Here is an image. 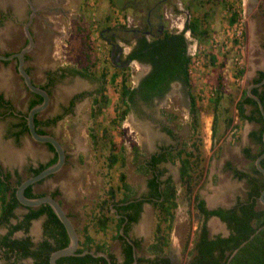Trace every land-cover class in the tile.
<instances>
[{"label": "rangeland", "instance_id": "1", "mask_svg": "<svg viewBox=\"0 0 264 264\" xmlns=\"http://www.w3.org/2000/svg\"><path fill=\"white\" fill-rule=\"evenodd\" d=\"M37 4L30 26L33 45L26 60L32 79L41 81L43 71L57 65L87 66L93 76L103 71L99 84L107 101L97 112L90 113L91 103L85 98L75 105L73 112L43 128L58 138L66 157L57 171L32 185L36 193L57 189L55 197L68 213L79 237L86 231L94 241H104L116 257H120L119 240L113 237V223L109 222L105 229L99 230L92 221L97 212L96 202L103 197L109 184L118 183L117 174L121 170L135 192L142 191L146 175L138 170L137 163L160 145H167L174 152L189 138H201L203 170L194 185V192L210 205L229 204L236 194L244 195V180L233 177L222 164L227 159L241 169H248L251 160L243 155L241 148L248 146L251 152L256 148L247 133L255 124L237 117L234 101L250 83L255 70L264 68V0H256L249 10V0H41ZM113 9H117L122 19L127 14L135 21L143 19L149 9L151 14H160L167 27L169 16L184 20L197 16L205 30L204 34L193 35L199 65L188 73L189 86L174 80L159 97L146 102H130L123 118L117 116L121 77L126 74L125 82L132 86L137 72L143 67L130 63L120 69L110 62L108 45L99 32L104 27L120 24L113 18ZM233 9L237 18L230 23L227 17ZM15 17L0 26V52L17 50L23 44L21 22L25 14L20 11ZM209 53L215 55L212 63L208 61ZM239 68L242 69L240 75L235 73ZM112 73L116 74L114 78L110 76ZM217 74L222 77L219 109L232 119L227 125L219 120L218 130L212 138L211 100L216 93ZM93 85L75 76L67 85L52 87L51 99L38 116L56 110L58 97L65 100L72 91ZM0 91L10 99L14 110L26 113L29 93L15 71L13 59L0 61ZM189 92L195 96L193 112L188 109ZM249 108L245 105L246 110ZM112 118L115 120L111 123ZM15 119L10 114L0 117V164L3 169H16L22 179L29 174L28 164L47 160L52 151L27 132L18 141L8 138L6 131ZM164 127L169 128L171 134ZM89 132L95 134V142L90 140ZM106 136L123 147V165L116 162L110 168L106 166ZM133 145L137 149L136 159H133ZM177 165L176 159L163 163V175L168 174L175 184L176 201L165 252L174 257L176 263L182 264L188 258L200 215L193 206L192 197L179 183ZM23 209L17 206L15 210L19 214ZM42 218L41 215L29 223L28 234L34 242L41 236ZM155 220L152 205L143 203L140 217L129 227L130 235L140 240L136 250L139 255H147L144 246L151 238ZM206 226L209 233L226 230L224 223L213 216L207 218ZM21 232L18 230L15 234L20 236ZM30 261L29 257L18 260L22 263ZM0 264H5L1 251Z\"/></svg>", "mask_w": 264, "mask_h": 264}, {"label": "trees", "instance_id": "2", "mask_svg": "<svg viewBox=\"0 0 264 264\" xmlns=\"http://www.w3.org/2000/svg\"><path fill=\"white\" fill-rule=\"evenodd\" d=\"M236 18L237 13L233 9L227 20L233 23ZM185 26L189 29L192 36L205 33L197 16H191ZM262 46L264 48V43ZM128 55L138 60L149 61L152 65L134 87L125 82L126 74L121 77L118 96V105L120 107L117 114L118 118H123L128 112L129 103L134 101L133 98L136 94L145 100L154 94L162 95L168 86V81L172 79H178L185 86H189L187 72L189 56L185 52V39L181 32H166L156 37L153 41L140 36L130 48ZM214 60L215 55L209 53L208 61L212 63ZM4 61L6 62L7 60ZM25 69L28 71L27 67ZM70 71L81 76L93 75L87 66L80 68L71 67ZM235 73L240 75L242 69L239 68ZM100 75V78H102L103 71H101ZM115 75V73H112L110 76L114 78ZM263 77L264 68L256 69L255 75L250 82H257ZM215 79L216 93L211 100L212 118L210 132L212 138L218 130L219 120L224 125H227L232 119L230 116L223 115L219 109L222 77L217 74ZM48 83H50V80ZM250 92L259 97L264 108V81L252 86ZM80 94L79 92L72 95L70 100ZM33 95L36 96V99L32 98L29 100L27 109L40 99L37 94L33 93ZM106 101L107 96L103 92V87L99 85L96 94L92 97L90 113L94 114L95 111L97 112ZM247 104L250 106L248 110L245 109ZM194 105L195 96L189 92L188 109L190 112L194 111ZM0 106L4 108L0 112V117L15 114L17 118L11 124L10 135L17 139L21 133L27 132L25 114L19 113L17 110L13 113L12 102L9 98H4L1 92ZM234 107L240 120L250 121L255 124L247 132L248 137L256 144L255 151L251 152L248 146L241 148L243 155L251 160L249 168L241 169L227 159L222 164L223 169L228 170L233 177L244 180L245 190L243 196L236 194L228 205L218 204L213 208H207L204 199L195 193L193 189L203 170L201 164L203 159L202 139L199 137L196 139L189 138L187 142L185 141L174 152L169 146L160 145L137 163L138 170L146 175L145 189L136 193L131 184L125 179V172L121 170L117 174L118 183L115 185L109 184L104 191L103 197L96 202L97 212L93 215L92 221L99 230L105 229L109 222L113 223L115 229L113 237L119 240L120 258L116 257L104 241H94L86 231H83L81 237L78 236V244L75 251L80 252L84 249H91L92 251L102 250L112 264H127L130 262L133 258L131 245L118 232V228L122 225L123 232L127 234L131 223L139 218L142 202L146 201L154 208L156 220L151 238L144 246L147 255H139L136 252L135 262L132 264H168L165 248L168 244V232L173 218V208L176 205L175 184L168 174L161 177L165 169L158 164L160 161L169 160L173 162L176 159L179 183L185 193L192 197L193 206L200 215V221L194 233L188 258L182 264H224L230 251L264 221V204L258 202V193L264 186V177L253 165L254 157L264 149V143L261 139L263 119L255 100L245 93V88L241 90L239 97L234 101ZM59 116L55 115L42 119L37 118L35 113L33 122L36 130L42 132L38 128L39 125L52 123ZM114 120L112 118L111 123ZM163 129L171 134L169 128L164 127ZM89 136L90 140L95 142V134L89 132ZM106 142L107 152L104 156L106 166L110 168L116 162L123 165V147L117 145L107 136ZM44 144L52 151V155L45 161L36 162L35 165L28 164L26 169L29 174L37 172L55 160L56 155L52 146L48 143ZM132 150L133 159H136L137 149L135 145L132 146ZM260 164L264 167V156L260 158ZM12 174L14 175L13 181L11 180ZM20 179L16 169H13L11 173L0 165V224L6 225V231L0 234L1 257H3L5 264H48L49 252L65 245L67 243V235L62 223L47 203H40L34 207L23 206L25 211L18 218L14 208L20 204L14 195V189ZM23 192L27 196L43 194V192H33L32 184L26 185ZM48 193L55 196L57 189L54 188ZM111 207L114 208L113 211ZM115 213H119V215L116 216ZM211 214L216 215L224 223L227 229L226 234L208 232L206 220ZM41 215L43 216L41 236L34 242L28 234L29 223L32 219ZM11 219H14V221H11ZM18 229L23 234L18 237H10L11 233ZM130 239L137 250L140 247L139 238L131 237ZM22 257H29L31 261L27 263L18 262ZM56 262L59 264H107L105 257L92 255L89 252L59 256L56 258ZM226 264H264V225L237 248Z\"/></svg>", "mask_w": 264, "mask_h": 264}, {"label": "flooded vegetation", "instance_id": "3", "mask_svg": "<svg viewBox=\"0 0 264 264\" xmlns=\"http://www.w3.org/2000/svg\"><path fill=\"white\" fill-rule=\"evenodd\" d=\"M28 1H29V3L27 2V0H0V26H2L7 20H15L16 19V17H15L16 13L21 11V12H23L25 14V18L21 22V28H22L23 22H25L27 20L28 14L31 11L30 5H32V7L34 8V13L32 15V18L30 20V23H29L28 27H29L30 33L32 35V40H33V34L31 32L30 26H31V22H32L33 16L35 15L37 7H38L37 3H39V1H41V0H28ZM149 9L146 10L143 19L139 18V19H136L137 21H135L133 18H131V20H130L128 25L116 24L115 26H107V27L102 28L101 31L99 32L100 36H102L104 38V41L108 45V53H109V57H110L109 59H110V62L115 67L121 69V68L127 67L130 63L135 64V66H137V67L138 66H142L143 67V69L140 72H137L138 76H137L135 82L133 83V85L131 87H134V86H136L138 84L139 80L149 71V69L151 68V65H152L151 62H149V61L138 60V59L130 57L128 55V52L130 51V48L137 42V38H139L140 36H144L147 40L153 41L156 37H158V36H160V35H162V34H164L166 32L176 33V32H173V31L169 30V27H167V25H165L164 18L160 14H158V13L151 14V11ZM22 33H23V30H22ZM23 36H24V33H23ZM25 43H26V38L24 36L23 37L22 46ZM13 51H16V50H13ZM13 51H11V52H13ZM27 52L24 53L23 60H24V67L28 68L27 72L29 73L30 68L26 64V60L28 59ZM0 53L8 54L10 52H5L4 51V52H0ZM10 59H13L14 62L16 63L15 58H10ZM10 59H3V60H0V61L5 62L4 60H7L6 62H8ZM70 68H71V66H66V65H60V66L57 65L54 68H47L46 70L43 71L44 73H43V76H42V80L39 81V82L33 80L31 75H30L31 80L35 84H37V85L41 86L42 88H44L46 90V92L48 93V103H49V101L51 99V96H52V89L51 88L54 87V86H57V85H63V86L67 85V84H69L72 81V79H74L75 76L80 77V78H84L85 80L89 81L90 83H94V85L92 87L88 88V89H79L77 91H72V93L65 100H62L60 97H58L57 98V103H56V110H54L52 113H50V114H48L46 116H43V117H39L38 116L39 111L36 112L37 118H42V119L43 118H47V117L50 118V117H53L55 115H60L52 123H46L44 125H39L38 128H40L42 132H46L43 129L44 127L51 126V125L55 124V122L58 121L60 118H62L63 116L68 115L71 112H73L74 108H75V105L77 103L81 102L83 99L89 98V101H90L89 104H90L91 101H92V97L97 92V88L100 85L99 84V82H100V74H96L94 76L93 75L92 76H90V75L81 76V75H79L77 73H74V72L70 71ZM49 80H50V83H48ZM174 80H178V79H172V80L168 81V86ZM168 86H167V88H168ZM167 88H166V90H167ZM79 92L81 94L78 97H75L74 99L70 100L72 95H74L76 93H79ZM1 93H2V96L4 98H6L4 96V94H3V92H1ZM28 93H29V95H28V97L26 99V106L29 103L30 99H32V98L36 99V96L33 95L34 92L28 90ZM34 94H37V93H34ZM37 95L40 96L39 94H37ZM159 96L160 95L154 94V95H152L151 97H149L148 99L145 100V99H141L140 96L138 94H136V95H134L133 99H134V101L138 100V101L146 102L147 100H150V99H153V98H157ZM40 100H41V97H40L39 101ZM0 109H1L0 112L4 110V108L1 107V106H0ZM15 112L16 111L14 110L13 113H15ZM10 115L15 117V114H10ZM14 121H16V119ZM11 128L12 127L10 125L8 127L7 131H6V134L9 133ZM23 133H21L18 136L17 139H15L12 135H9V136L12 137V140L18 141L20 136ZM51 155H52V153H51ZM164 162H165V160L164 161H160L158 165L164 168V166H163ZM33 165H35V164H33ZM12 170H9V171L12 173ZM48 175H50V174H48ZM161 177H164V175L162 174ZM145 179H146V176H145ZM34 183H31V184L33 185ZM144 189H145V180H144ZM143 203H149V202H146V201L142 202L141 211H142ZM18 206H22L23 207V205H21V204L18 205ZM15 209H16V207L14 208V212L17 214L18 218H20L21 217V213L25 211V208L23 210H21V212L19 214L16 212ZM141 211H140V214H141ZM140 214H139V217H140ZM11 221H14V219H11ZM0 227H2V229L0 231V234H2V233H4L6 231V225L0 224ZM18 230H15L14 232H12L10 237H14V236L18 237L19 235L15 234V232L18 231ZM21 233L23 234V232H21ZM127 235L129 236V238L135 237V236H131L130 235L129 230L127 231ZM165 256L168 258V264H173L174 263L175 260H173V258H171L169 256L168 252H165Z\"/></svg>", "mask_w": 264, "mask_h": 264}, {"label": "water", "instance_id": "4", "mask_svg": "<svg viewBox=\"0 0 264 264\" xmlns=\"http://www.w3.org/2000/svg\"><path fill=\"white\" fill-rule=\"evenodd\" d=\"M255 1L256 0H249L250 5H253L255 3ZM27 2L29 3L28 0H27ZM30 7H31V11L28 14V18L22 24V30H23L24 36L26 38V43L16 51L10 52L8 54L0 53V60L15 58V60H16L15 71L20 76V78L22 79V82L25 85V87L28 90L40 95L41 100L39 102L31 105L25 113V124H26V128H27V133L29 134V136L32 139H34L36 141L50 144L53 148V151L55 152L56 157H55V160L53 162L45 165L44 167H42L37 172L30 173V174L26 175L25 177H23L22 179H20V181L15 186L14 195H15L18 203L23 205V206L34 207L40 203H47L50 206V208L53 210V212L55 213V215L57 216V218L62 223V225L65 229V232L67 235V243L65 245L58 247V248H55L49 252L48 264H59L56 262V258L59 256L76 254V253H84V252H89L92 255H102L103 257H105L107 264H112L110 262L109 258L106 256V253L102 250L92 251L91 249H84L80 252L75 251L77 244H78V233L76 231V228H75L71 218L69 217V215H67V213L63 209L61 203L59 202V200L55 196H52L49 193H43V194H39L36 196H27L23 192L24 187L26 185L34 183V182L38 181L39 179L44 178L48 174H51V173L57 171L63 165V163L65 161V150H64L62 144L60 143V141L58 140V138L55 137L53 134L48 133V132H39L38 130H36V127H35L34 122H33L34 114L38 111H41L42 109H44L46 107V105L48 103V93L46 92V90L44 88L35 84L31 80L30 74L27 72V70L24 67V60H23L24 53L27 52L28 50H30V48L33 45L32 35L30 33L28 25H29L30 20L32 18V15L34 13V8L32 7V5H30ZM249 8H248V10H249ZM263 81H264V77L257 82L248 83L247 86L245 87V93L255 100L257 107H258V110L262 116L263 128L261 131V139L264 143V108H263L262 102L259 99V97L255 94H253L252 92H250V88L252 86L258 85ZM263 156H264V149L254 157L253 165L264 177V167L260 164V158ZM258 202L260 204H264V186L260 189V191L258 193ZM205 205L207 208H213L216 206V205H210L206 202H205ZM220 205H228V204H220ZM111 210L113 211L114 208L111 207ZM115 215L118 216L119 213H115ZM211 216L216 217L218 220H220L214 214H211L209 217H211ZM123 218L125 219V215H123ZM263 225H264V221L260 225H258L248 235L247 238H245L241 242H239V244L237 246H235L230 251V253L228 254L227 261L231 257V255L237 250V248L240 245H242L249 237H251L253 235V233L258 231ZM118 232L131 245L133 258L127 264H132L135 262L136 248H135L133 242L131 241V239L129 238V236L123 232L122 225L119 226ZM226 232H227V229L222 234H226ZM169 256L171 258H173V260H175L174 257H172L170 254H169ZM175 261L173 264H179V263H176ZM227 261L224 264H226Z\"/></svg>", "mask_w": 264, "mask_h": 264}, {"label": "built area", "instance_id": "5", "mask_svg": "<svg viewBox=\"0 0 264 264\" xmlns=\"http://www.w3.org/2000/svg\"><path fill=\"white\" fill-rule=\"evenodd\" d=\"M170 13V12H169ZM118 14L117 9H113V18L120 24L128 25L131 18L126 14L123 16ZM169 30L173 32H181L185 39V52L189 56V61L187 62V72L190 73L192 67H197L199 65V58L197 56V49L195 44V39L190 34L189 29L185 26L188 20H184L183 17L179 19L178 16H169ZM190 41V42H189Z\"/></svg>", "mask_w": 264, "mask_h": 264}, {"label": "crops", "instance_id": "6", "mask_svg": "<svg viewBox=\"0 0 264 264\" xmlns=\"http://www.w3.org/2000/svg\"><path fill=\"white\" fill-rule=\"evenodd\" d=\"M4 117H5V116H4ZM8 131H9V130H8ZM9 135H10V134L8 133V134H7V137H8V138H12V137H11V136H9ZM0 165H1V164H0Z\"/></svg>", "mask_w": 264, "mask_h": 264}, {"label": "bare ground", "instance_id": "7", "mask_svg": "<svg viewBox=\"0 0 264 264\" xmlns=\"http://www.w3.org/2000/svg\"><path fill=\"white\" fill-rule=\"evenodd\" d=\"M252 6H253V5H249L250 8H251ZM249 7H248V8H249ZM248 8H247V10H248ZM250 8H249V9H250Z\"/></svg>", "mask_w": 264, "mask_h": 264}]
</instances>
